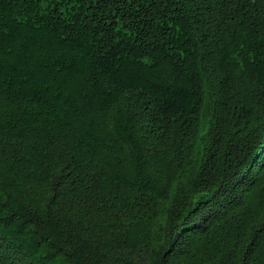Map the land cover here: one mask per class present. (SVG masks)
Segmentation results:
<instances>
[{
	"label": "trees",
	"instance_id": "trees-1",
	"mask_svg": "<svg viewBox=\"0 0 264 264\" xmlns=\"http://www.w3.org/2000/svg\"><path fill=\"white\" fill-rule=\"evenodd\" d=\"M0 264H264V0H0Z\"/></svg>",
	"mask_w": 264,
	"mask_h": 264
}]
</instances>
